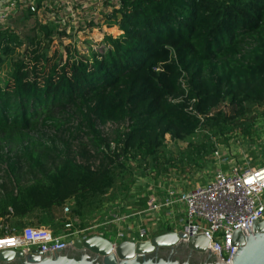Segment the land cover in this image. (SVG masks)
Returning a JSON list of instances; mask_svg holds the SVG:
<instances>
[{
  "label": "trees",
  "instance_id": "trees-1",
  "mask_svg": "<svg viewBox=\"0 0 264 264\" xmlns=\"http://www.w3.org/2000/svg\"><path fill=\"white\" fill-rule=\"evenodd\" d=\"M117 2L104 21L119 33L86 53L50 55L52 24L0 27V235L69 201L91 217L128 190L130 162L152 175L173 163L167 138L199 165L214 149L200 130L264 129V0Z\"/></svg>",
  "mask_w": 264,
  "mask_h": 264
},
{
  "label": "built area",
  "instance_id": "built-area-1",
  "mask_svg": "<svg viewBox=\"0 0 264 264\" xmlns=\"http://www.w3.org/2000/svg\"><path fill=\"white\" fill-rule=\"evenodd\" d=\"M71 1L74 0H20V4L26 10L37 13L39 9L50 8L52 5L60 7ZM3 2L4 0H0V4ZM6 12L0 9L1 19L6 16ZM181 85L184 87L183 80ZM186 111L202 120L191 106ZM200 132L209 136L214 147L213 152L205 158L204 165L210 156L224 164L210 177L200 176L198 183L182 186L171 173L161 174L165 170L164 166L153 177L148 175L149 182L143 184L144 192L140 191L137 195L144 202L136 212L122 211L124 208L121 209V201H115L103 208L104 214L99 219L91 218L87 222L86 218L73 214L71 207L63 205V220L58 229L30 224L6 228L0 235V251L11 249L23 254L32 250L44 252L91 235L102 236L113 246L125 240L142 241L153 236L143 223V216L148 214L152 218L159 217L157 220H165L162 232L204 234L208 240L207 248H213L224 262L231 263L233 248L237 247L231 243L234 231L244 233L247 229H252L255 222L264 220V164L250 165L249 146L254 142L251 141L252 136L245 137V144L240 150L242 158L236 163L233 158L223 155L224 145L218 141L223 137L213 135L206 129ZM231 135L236 134H229L227 138L230 139ZM109 144L114 149V144ZM215 160H210V165ZM196 175H199L198 171ZM177 220L180 222L177 223Z\"/></svg>",
  "mask_w": 264,
  "mask_h": 264
},
{
  "label": "rangeland",
  "instance_id": "rangeland-1",
  "mask_svg": "<svg viewBox=\"0 0 264 264\" xmlns=\"http://www.w3.org/2000/svg\"><path fill=\"white\" fill-rule=\"evenodd\" d=\"M118 0H74L71 1L68 5H63L60 7H53V9H39L37 13H34L32 17H26L25 11L24 13L16 16V12L6 14L4 18H0V27L11 28L15 30L19 36L25 38L27 35L31 34L32 27L35 25L36 20L41 22L42 24H52L55 29L60 32H63V35H57L53 38V41L50 43L49 54L50 55H59L61 52L62 55H65V46H75V48L79 52H88L89 48H93L94 50L100 46V42L105 33H110L116 35L119 33L117 25L108 27L105 24L104 18L107 14L111 12V10L116 6L118 7ZM69 6L70 8H67ZM65 8V9H64ZM63 9V10H62ZM46 11L53 12V17H47ZM50 12V13H51ZM49 13V12H48ZM23 52V48L20 50ZM8 71L7 67H3L1 69L0 78H2ZM264 108V106H263ZM102 125H99L97 128L101 129ZM113 124L107 123L106 126L103 127V132H110L113 127ZM204 134L203 132H201ZM230 134L232 137L230 139L225 140V138H220L219 143L224 145V156L228 158H233L236 163L241 160V149L245 144V137L239 130H233ZM254 141L258 145V149L264 153V129L258 123L257 126L254 127L251 135ZM248 138V136H247ZM166 148L168 151L172 152V161L165 162L163 167L165 170L162 173H171L175 179V181L179 185H187L194 184L200 181V176L204 178L210 177L217 169L222 168L224 165L222 162H218L213 157L208 158V162L205 163V158L200 162V164H195L193 162H188V159L181 160L180 154L185 152L187 148V144L183 141H172L169 138L166 140ZM259 154V155H260ZM254 159V158H253ZM210 160L213 163L210 165ZM132 167L133 175L130 177V186L127 187L128 190L124 191L122 195H116L113 201H109L105 204L106 207L114 204L115 201H121L122 211L126 212H136L137 209L140 208L138 206L140 204L138 193L144 192L143 184L146 181L149 182L148 175L153 177L149 170H140L135 168V164L133 162L129 163ZM250 165H253L250 162ZM172 168H175L172 169ZM166 171V172H165ZM198 171L199 175H196ZM111 202V204H109ZM143 200L141 204H143ZM120 204L117 205L120 208ZM65 205L72 208L73 203L67 202ZM104 206V207H105ZM138 206V208H137ZM103 207V208H104ZM103 208L96 211L92 217H86V221L89 222L91 218L99 219L104 213ZM61 211L59 209H54L50 211H46L42 214H31L22 220H19L18 223H12V220L7 221L5 224L1 225L2 230L4 231L6 228L22 226L24 224H35V225H43L49 226V223H57V221L63 220V216L61 215ZM24 222V224H22ZM16 224V225H15ZM60 227V226H59ZM162 230L159 233H161Z\"/></svg>",
  "mask_w": 264,
  "mask_h": 264
},
{
  "label": "water",
  "instance_id": "water-1",
  "mask_svg": "<svg viewBox=\"0 0 264 264\" xmlns=\"http://www.w3.org/2000/svg\"><path fill=\"white\" fill-rule=\"evenodd\" d=\"M233 259L224 262L207 248L204 234L165 231L146 240L121 241L115 246L106 238L91 235L44 252L0 251V264H264V220L244 233L234 231Z\"/></svg>",
  "mask_w": 264,
  "mask_h": 264
},
{
  "label": "crops",
  "instance_id": "crops-1",
  "mask_svg": "<svg viewBox=\"0 0 264 264\" xmlns=\"http://www.w3.org/2000/svg\"><path fill=\"white\" fill-rule=\"evenodd\" d=\"M53 7H55V6L52 5L50 9H53ZM0 9L1 10H3V9L6 10L7 11L6 13H8V14L16 12V14H15L16 16L24 13L23 11H25V13L27 14V12H26L27 10L20 4V0H4V2L0 4ZM46 9L49 10V8H46ZM46 12H47L46 13L47 17L48 16L49 17H53V12H51V11H46ZM251 138L254 139L253 137H251ZM259 154H260V151L258 150V145L255 142H252V144L249 146V156L251 157V163L253 165L264 164V153L261 152V154L260 155ZM223 158H225V157H223ZM142 205L143 204H141V202H140V204L138 206L141 207ZM138 206H137V208H138ZM143 218H144L143 219L144 225L147 226V228H149L151 230V234L153 236L158 234V232L161 231L162 225L166 224L165 220H162V219L161 220H157L159 217H156V216L154 218H152L150 215L145 214L143 216ZM179 222L180 221L177 220V223H179ZM29 224L30 225H35V224H31V223H29ZM36 226H38V225H36ZM134 226H135L134 228L136 230V225H134Z\"/></svg>",
  "mask_w": 264,
  "mask_h": 264
}]
</instances>
